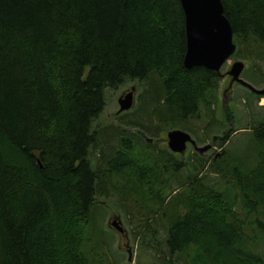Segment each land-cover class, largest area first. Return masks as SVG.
I'll return each mask as SVG.
<instances>
[{"label": "trees", "instance_id": "obj_1", "mask_svg": "<svg viewBox=\"0 0 264 264\" xmlns=\"http://www.w3.org/2000/svg\"><path fill=\"white\" fill-rule=\"evenodd\" d=\"M221 1L237 51L250 37L264 44V0ZM185 50L179 0H0V264H90L82 243L90 208L105 172L123 169L150 182L155 214L170 206V254L186 252L191 264H264V121L249 129L256 150L245 165L237 161L228 176L220 166L228 151L214 160L232 197L197 175L185 192L165 194L153 168L137 166L125 135L104 172L91 161L106 87L156 75L157 113L172 123L208 101L218 74L184 68Z\"/></svg>", "mask_w": 264, "mask_h": 264}, {"label": "rangeland", "instance_id": "obj_2", "mask_svg": "<svg viewBox=\"0 0 264 264\" xmlns=\"http://www.w3.org/2000/svg\"><path fill=\"white\" fill-rule=\"evenodd\" d=\"M234 61L244 63L240 74L242 79L255 88L264 89V44L250 37L240 43L238 51L236 45L235 52L221 66L208 101L201 103L198 112L185 122L160 120L157 109L161 104L162 92L156 75L142 81L126 79L115 86L106 87L105 106L94 121L98 141L90 149L93 165L104 172L105 159L112 151L121 149L126 143L122 140L127 137L134 147L131 153L137 166L146 168L149 165L153 168L158 176L155 187L165 188V194L171 191L173 194L176 191L185 192V183L197 175L205 183L218 182L226 195H236L232 184L220 177L214 162L221 158L222 151H228L226 160H222L220 166H225V173L229 176L231 165L237 161L245 165L251 157L256 147L250 144L252 133L249 129L264 121V95H258L238 82L229 84V76H225V73ZM132 86H135L132 108L118 113V97ZM154 89L156 92L160 90V95L155 99L151 97ZM172 129L184 130L192 136L197 146L211 144V148L200 154L187 143L183 154L174 153L167 146V132ZM236 129L222 144L220 137ZM199 158L206 161L203 166ZM175 162L183 163L178 171L174 170ZM105 173V186L90 208L82 233L83 253L89 263L191 264L186 252L170 254L167 251L165 237L171 208L167 207L165 216L155 214L157 204L150 203L147 195L150 182H146L145 178L143 183L138 179L140 174L132 170ZM234 209L241 220H247L249 215L238 201H235ZM114 218L124 232L120 233L111 226Z\"/></svg>", "mask_w": 264, "mask_h": 264}, {"label": "water", "instance_id": "obj_3", "mask_svg": "<svg viewBox=\"0 0 264 264\" xmlns=\"http://www.w3.org/2000/svg\"><path fill=\"white\" fill-rule=\"evenodd\" d=\"M183 14L186 36V50L183 56V66L204 67L219 72L221 66L235 52L236 44L233 41V30L228 18L224 15L221 0H179ZM244 68L242 61H234L227 74L230 85L238 82L258 95H264V89H258L240 77ZM135 86L118 97V113L127 111L134 104ZM187 143L200 154L211 148V144L197 146L192 136L181 129H172L167 132V146L174 153L183 154ZM111 226L120 233L124 232L116 218L110 222Z\"/></svg>", "mask_w": 264, "mask_h": 264}, {"label": "flooded vegetation", "instance_id": "obj_4", "mask_svg": "<svg viewBox=\"0 0 264 264\" xmlns=\"http://www.w3.org/2000/svg\"><path fill=\"white\" fill-rule=\"evenodd\" d=\"M227 72V71H226ZM228 74L227 73H225V76H227ZM229 76V75H228ZM230 76H229V84H230ZM230 86V85H229ZM225 90H227V88H225Z\"/></svg>", "mask_w": 264, "mask_h": 264}]
</instances>
